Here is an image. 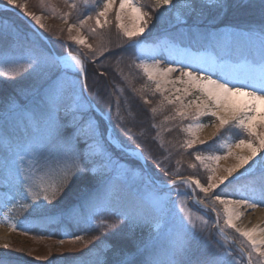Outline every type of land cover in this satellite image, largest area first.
Listing matches in <instances>:
<instances>
[{"label": "snow or ice", "instance_id": "6c2138e0", "mask_svg": "<svg viewBox=\"0 0 264 264\" xmlns=\"http://www.w3.org/2000/svg\"><path fill=\"white\" fill-rule=\"evenodd\" d=\"M115 2L116 0H103L102 9L95 13V23L98 27L102 28L109 23L107 16ZM195 2L196 0H186L184 7L189 15L197 11ZM170 3L171 0H156V4L160 7ZM200 4L201 11L206 8L220 11L225 7L224 0H200ZM7 6L17 9L26 21H34L40 28H44L41 16L28 12L26 3H20L19 0H6ZM69 7L76 8L77 5L73 2ZM125 10L132 14L135 21L133 27H128L122 22V13ZM70 15L71 13H65L62 18L67 20ZM101 17H104L103 23ZM91 19H93L91 15L79 19V27L83 28L86 22ZM115 19L117 28L122 30L123 36L128 39L127 47L141 53L136 57L141 61L138 67L143 69L149 81L156 84V91L164 92L162 83L176 84L179 82L188 85L183 89H176L177 93L182 92L183 95H177L175 101L165 97L161 103L165 101L169 104L178 103L176 115L180 117L191 116L193 119H198L203 115L215 117L219 123L215 125L216 132L213 133V136L230 125L238 127L243 134H246L247 139L237 140L235 146L236 148L246 147L248 155H237L238 163L227 168L226 175L216 176L215 168L205 161H218L221 157L197 154L195 159L203 164L210 173L206 185L202 184L199 179L193 177L185 179L179 177L178 174H176L177 179L167 183L162 180L157 183L152 177H149V184L153 189L163 191L166 188L168 191L163 196L157 195L155 192L148 196H140L137 205L116 213L121 218L122 228L125 226L130 229L147 227L149 234L136 246L134 252L121 253L118 250L116 255H122L123 258L115 261L114 264H192L186 257L191 250L193 241L199 239L198 232L203 234L208 227V221L201 219L198 226L192 221L191 214L181 215L179 221L171 216L169 205H177L176 201L171 200L170 193L176 189L179 196L177 185L181 184L188 186L189 189L194 187L204 194L205 200H211L213 205L217 203L223 205L224 224L240 233L242 237L247 238V247L251 249L247 251L248 264H252L253 252L258 253V264H264V238L257 239L253 236L255 228L241 229L234 223V220L239 219L241 215L236 206L250 204L251 207H256V203H252L251 198L232 200L217 194V189L221 185L227 187V184L232 182L230 177L234 179L233 173H236L238 169L244 168L245 165L249 168L253 164L264 165V131L258 130L264 129V22L256 28L248 29L247 34L250 37H256L259 43L258 47L254 46L247 49L246 53H241L245 59V70L224 72L221 65L220 70L224 74L223 76L217 75V78L214 79L215 72L213 70L206 72L198 65L193 70L191 62L176 61L171 57L167 58L169 60L167 68L161 69L158 66L150 68L147 65L145 59L142 58L141 40L136 38L142 37L149 29L151 14L138 6V0H119ZM6 28L11 29L12 33L18 36V29L15 25L0 19V37ZM74 28H77V24H68L69 39L78 45H86L92 49L93 63L97 56H104L106 51L110 53V50L93 49V46L87 43V37L72 36ZM90 30L95 32V29ZM219 59L222 61L223 57L221 56ZM20 60L23 62L22 64L16 60L6 59L4 62L11 63L17 68L22 67L25 73H35L39 85L32 100V107L21 105L19 109L26 112L28 119L32 122V127H25V137L15 145L13 155L17 159L12 163L15 167L17 183L25 186L26 189L22 192L21 198H30L31 200L30 204L24 206L26 210L39 216H49L53 214L47 209L53 205V201L59 202L56 198L57 193H62L73 177L90 172L98 164H103L110 170H115L117 165L105 150L104 146L110 145V141L106 139L105 130L101 129V118L95 116L90 106L85 109L80 103L84 97V90L88 87L85 61L79 55L74 56L71 53L58 59L55 54L45 53L36 47H30ZM61 60L63 67H61ZM69 71H71V79H68ZM175 72H179V76L175 79H167L171 73ZM16 74L14 68L13 75ZM7 75V73H0V78ZM81 76L84 77L83 83H81ZM157 76L160 79H157ZM191 91L198 92L200 95L185 104L183 97L190 94ZM145 103H149V101L145 100ZM193 104L195 111L190 112L189 109ZM151 111L156 112V108H152ZM110 113L111 107L105 113L109 120H111ZM199 127H201L199 124L189 125L187 130L195 136L194 128ZM194 143L195 140L190 139L187 141V146L191 148ZM200 143L206 142L200 141ZM224 146L228 149L227 156L234 155L230 144ZM25 157L30 159L27 168L22 167L26 163ZM3 166L7 168V161L3 162ZM191 167H195V165H191ZM39 172L48 176L58 174L59 180H53L52 183L41 186L39 191H33L34 178ZM104 182L113 188L109 198L117 199L119 192L115 190L111 176L104 178ZM260 195L264 198V190ZM261 202H264V199ZM184 203V200L180 201V204ZM195 203L202 205L208 212L215 211L214 207H209L203 201L196 200ZM153 222L157 223L160 229L159 233L152 232ZM215 226L222 234L223 230L219 228L218 221ZM106 227L116 229L115 224H106ZM261 231L264 232V229ZM161 236H163L162 243ZM76 239L81 238L76 237ZM7 247L5 245V248ZM112 247L109 245V250ZM238 251L239 260L232 256L226 248L223 253L213 258H207L200 264H244V246H239ZM0 264H3L2 260H0ZM104 264L107 262L105 261Z\"/></svg>", "mask_w": 264, "mask_h": 264}, {"label": "rangeland", "instance_id": "374dc122", "mask_svg": "<svg viewBox=\"0 0 264 264\" xmlns=\"http://www.w3.org/2000/svg\"><path fill=\"white\" fill-rule=\"evenodd\" d=\"M77 1H79L84 8L89 7L90 4L100 3L98 9H93L89 12L88 15H91L93 19L88 20L83 28L79 27L78 21L73 20L71 15L67 20L62 18L65 13L72 12L74 8H70L69 5L73 2L76 3ZM19 2L26 3L28 12H33L36 15L41 16L44 28H40L34 21H29L31 24L28 25L35 31H39V33L42 34V39L47 44H50V41L48 36L45 35L43 31H48L53 38L63 42L65 49L61 54L54 53L56 56H61L66 52H72L69 50V48H72L84 57L93 59L92 49H89L86 45H78L69 39V33L67 31L68 24H77L79 31H77V28H74L71 35L87 37V43L91 44L95 50H105L108 44H115L122 39L128 41L127 37L123 36L122 30L118 29L116 26L117 21L115 19V14L119 8V0H116L115 4L108 13L107 19L109 23L105 24L102 28L98 27L95 23V13L102 9L103 0H87V2H85V0H19ZM185 3L186 0H171L169 5L160 7L156 4V0H138V6H141L143 11L151 14V21L160 19L162 14H167V17L173 14L175 18H179L180 14L186 11L184 7ZM0 4L2 5L0 6V9H9L6 8V0H3ZM15 10L18 11L17 9ZM100 19L103 23L104 17H101ZM122 22L128 27L134 26L135 21L132 14L128 10H125L122 13ZM150 26L151 24H149V27ZM90 29H95V32ZM148 30L149 29L145 31L143 36H145ZM237 33L243 34L244 32H237L231 29L219 30L200 34L196 37L198 40L192 38L194 36L188 37L190 39H187V37L183 39H176L170 35H160L156 37V39L154 38L152 40H144L143 37H137L136 39L141 40V47L143 50L142 58L145 59V62L150 68L156 66V64L160 65L169 61L167 59L168 55L164 52V57L162 59L153 58L154 53L156 52L155 50L168 49L169 51L171 50L174 52V56L183 58L184 62H191L193 70H195V66L197 65L203 68L206 72L208 70H213L215 72V76L213 75V78L215 79L217 78V75L223 76L224 74L220 70L221 65L223 66L224 72H238L243 71L246 68L245 59L242 55H240L237 60L231 61L227 57H223V55L217 54L216 52V50L221 51L223 47L231 45L236 40L235 36ZM27 51L28 49H18V51H15L16 53L0 55V73H7L8 75L6 77L13 76V69L15 68L17 73L16 75L24 76L22 79H24L26 84H33V91L36 90L39 85L36 74L25 73L22 67L17 68L11 63L4 62L7 59L10 61H20L22 64L23 62L20 58L25 55ZM72 53L76 54L75 52ZM138 55H141V53L136 50V57ZM221 56L223 57L222 61L219 59ZM195 58H197V60H195ZM140 62L141 61L137 59L138 65ZM60 63L61 67H63L62 60ZM163 68L167 67H161V69ZM141 71L145 75L146 79H148L142 68ZM177 76H179V72L171 73L167 79H175ZM71 78V71H69L68 79ZM157 79H160V77L157 76ZM82 81H84V77L81 79V83H83ZM152 83L156 89V84L154 82ZM186 86H188L186 83L179 82L176 84L162 83V87L165 90L163 93L159 92V94L164 98L167 97L168 99L175 101V97L177 95H183L182 92L177 93L176 89H183ZM85 90L92 99L89 93V84ZM199 95L200 94L198 92L191 91L190 94L183 97L184 103L188 104L189 101L195 100ZM93 102L95 103L94 100ZM80 103L85 109H88L90 106L85 95ZM26 104V102L23 104L18 102L13 103L5 113L0 114V260L3 261V264H104L105 261L107 262L111 260L114 255H116L118 250L125 253L134 252L136 246L148 236V228L143 227L130 229L127 226L122 228L120 221L115 220L112 213L116 214L117 212L125 211L120 203L122 199H128L131 201V204L137 205L139 203L140 196H148L153 192L157 195L163 196L168 190L166 188L163 191L153 189L149 184L148 176L144 173V169L138 160L137 161L139 163H136L130 158H122L112 151V147L115 146L110 141L113 139L110 135H108L109 132L107 128L105 130V136L106 139L110 141V145H105L104 147L107 154L111 156L112 160L116 163V169L110 170L103 164H98L90 172L73 177L67 184V187L64 188V191L62 193H57L56 198L59 202L57 203L56 201H53V205L47 209V211L53 215L39 216L34 212L26 210L24 206L30 204L31 200L30 198H21L22 192L26 189L25 186L17 183L15 167L12 163L17 159L13 155L15 145L25 137V127H32V122L28 119L26 112L19 110L21 105ZM95 105L97 106L96 103ZM172 105L175 109L179 107L178 103H172ZM97 107L99 108V106ZM189 111H195L194 104ZM180 118L186 120L182 126L185 134L184 148L191 151L192 161L190 166L195 165V167H193L195 175L189 177L199 179L202 184H207V177L210 173L203 164L195 159L197 154L201 156L221 157L218 161H205V163H208L211 167L215 168L216 176L226 175L225 170L238 163L237 155H248V149L246 147L236 148L235 146L237 140L247 139L246 134H243L242 130L238 127L230 125L213 136V133L216 132L215 125L219 123L215 117L203 115L198 119H193L191 116ZM196 124L201 125V127L194 128L195 136H193L192 132H189L187 129L189 125L194 126ZM18 130L23 133L24 136L19 137L15 143H11L8 135ZM258 130L264 131V129ZM190 139L195 140V143L191 148L187 146V141ZM200 141H205L206 143L201 144ZM225 144L231 145L234 155H226L228 149L224 146ZM129 148L136 150L137 155H143L140 149L130 146ZM93 151H95V149H93ZM25 160L26 163L22 167L27 168L30 163V159L25 157ZM4 161H7V168L3 166ZM258 170L259 172L256 174L259 175L258 177L260 178V181L257 184H245L240 186L235 190V197L227 198L232 200L251 198L252 203H256V207H251L250 204L236 206L237 211H239L241 215L239 219L234 220V223L241 229L247 230L255 228L256 231L253 233V236L260 239L264 238V232L261 231L264 229V202H261L264 198L260 195L261 191L264 190V165L253 164L251 168L245 165L244 168L238 169L236 173H233V176L234 179H236ZM109 175L114 182L115 190L119 192V197L117 199L109 198V194L113 188L112 186L106 185L104 182V178ZM182 176L188 175H180L179 177ZM175 178L177 177L162 181L167 183ZM155 179L157 182L161 181V179ZM234 179L230 177L231 181ZM53 180L58 181L59 175L56 174L54 176H48L43 172L37 173L34 178L33 191H39L41 186L52 183ZM98 183H105L106 185V192L97 207V211H101V214L98 216L89 214L83 218L79 217L75 219L78 224L87 226L86 229L90 227V231L85 233L80 232L77 235H71L68 231L62 230L58 233L52 230V228L44 229V225H36L40 224L39 218L36 217H41L44 224L46 221H52L53 226H56V224L59 223L67 222V219L71 216V212H67V209H61V206H63L62 204L65 202V198L71 195L73 190L76 191L80 188H85V186ZM177 189L180 192L179 196L177 195L176 189L170 193L171 200L176 201L177 205H169L171 216L179 221L181 215L187 216L191 214L192 221L198 226L201 223V219H206L208 221V227L205 229L203 234L198 232L199 239L197 242H200L201 240L203 243L202 247H208L209 250L212 247V252H216L218 254L223 253L226 248L232 252L227 245L229 242L225 240L217 231L211 212L206 211L204 208L192 202L188 186L182 184L177 185ZM194 191L198 199L215 208L217 220L222 230L227 233H229V230L233 231L238 236V241L244 244V248L246 247V252L250 251L251 249L247 247V238L242 237L240 233H237L234 229L227 227L224 224L225 217L223 205L218 203L213 205L211 200H205L203 193L196 189H194ZM40 195L42 196L43 193L41 192ZM181 200H184L185 203L180 204ZM181 209H183V211H181ZM102 222L104 223L102 224ZM106 224H115L116 229H109L106 227ZM97 231L101 233H97ZM159 231L160 229L157 226V223L153 222L152 232L159 233ZM76 237H80L81 239L77 240ZM213 240L216 241L214 244ZM61 241H63V243H61ZM162 242L163 236H161V243ZM5 245L8 247L5 248ZM109 245L113 246L111 250H109ZM257 257L258 253L253 252L252 264H258ZM188 258L189 255L186 259ZM237 259L239 260L238 257ZM192 264L196 263L192 262ZM244 264H246L245 260Z\"/></svg>", "mask_w": 264, "mask_h": 264}, {"label": "trees", "instance_id": "16d2710c", "mask_svg": "<svg viewBox=\"0 0 264 264\" xmlns=\"http://www.w3.org/2000/svg\"><path fill=\"white\" fill-rule=\"evenodd\" d=\"M99 4H90L89 7L84 8L77 1V7L71 12L72 19L78 21L84 18L91 10L98 9ZM224 4L225 7L220 11L207 8L201 11L200 0H196V13L189 15L186 10L180 14L179 18H175L173 14L168 17L167 14H162L160 19L151 21L149 30L142 37L144 40H152L160 35H170L176 39L185 37L190 39L188 37L192 36L196 39L200 34L225 29L244 32L243 34L237 33L236 40L231 45L223 47L221 51L216 50L217 54L235 61L241 53H246L247 49L258 47V39L250 37L247 33L248 29L256 28L264 22V0H224ZM0 19L7 20L18 29V36L14 35L11 29L4 30L0 37V55L13 54L18 49L29 50L30 47H36L45 53H63L65 49L63 42L53 38L48 31H43L50 41V44H47L38 32L32 29L15 11L0 9ZM127 45L128 41L124 39L115 44H108L105 50H110V53L106 51L104 56L96 57L95 63L74 49L69 48V50L85 61L90 96L104 114L111 107V120L107 115L106 117L118 138L124 145L141 150L153 176L161 180L172 179L177 177L176 174L194 176V169L190 166L191 151L184 148L185 134L182 126L186 120L176 115V109L172 104L166 101L161 103L164 97L155 90L153 83L146 79L141 68L138 67L136 50ZM23 77L13 75L0 78V114L5 113L16 102L21 104L26 102L28 108L32 107L36 90L32 91L33 84H26ZM145 100L149 103H145ZM152 108H156V112L153 113ZM95 116L100 118L96 113ZM101 126L102 130L107 129L102 119ZM23 136L24 134L19 130L8 135L11 143H15L19 137ZM112 151L122 158L128 157L138 162L118 148L112 147ZM257 172L259 170L236 178L228 183L227 187L221 185L217 189V194L235 197V190L240 186L254 185L260 181ZM105 192V183L73 190L61 206L62 210L67 209V212H71L67 222L53 226L52 221H46L44 224L41 217H36L40 221V224L36 225H44V229L52 228L58 233L62 230L68 231L71 235L88 232L90 227L86 229L87 226L78 224L75 219L89 214L100 215L101 211H97V207ZM120 203L125 211L135 206L128 199H122ZM112 215L115 220L120 221L121 218L118 215L114 213ZM97 233L101 232L97 231ZM229 234L238 241L239 238L233 231L229 230ZM214 242L216 241L213 240V244ZM238 242L244 246L242 242ZM202 244L201 240L200 242L194 241L188 254V260L200 264L207 258L219 255L212 252V247L209 250L208 247H202ZM227 245L232 251L231 255L239 258L238 250L229 243ZM122 258V255H114L111 260L107 261V264H114Z\"/></svg>", "mask_w": 264, "mask_h": 264}, {"label": "water", "instance_id": "95a60500", "mask_svg": "<svg viewBox=\"0 0 264 264\" xmlns=\"http://www.w3.org/2000/svg\"><path fill=\"white\" fill-rule=\"evenodd\" d=\"M0 6H2L1 4H0ZM6 8H9L10 10H13V11H15L22 19H24L23 18V16L20 14V12H18V11H16L14 8H12V7H6ZM25 20V19H24ZM26 21V20H25ZM28 24H31L29 21H26ZM38 32V34H40V36H42V34L41 33H39V31H37ZM67 53H71L72 55H76V54H73L72 52H66L65 54H67ZM65 54H63V55H61V56H56L58 59L60 58V57H63ZM81 79H83V76H81L80 77ZM83 82V81H82ZM84 95H85V97H86V99H87V102L89 103V105H90V107H91V109L106 123V125H107V128H108V132H109V134L108 135H110L111 137H112V139L113 140H110L111 141V143L115 146V147H117L119 150H121V151H123L124 153H126L127 155H129V156H131L132 158H134V159H136V160H138L140 163H141V165H142V167H143V169H144V173L148 176V178L149 177H152V179H154L156 182H157V180L155 179V177L153 176V174L151 173V171L149 170V168H148V166H147V164H146V160H145V158H144V156L143 155H137V152H136V150H134V149H132V148H129V147H126L121 141H120V139L118 138V136H117V134H116V132H115V130H114V128H113V126H112V124L109 122V120H108V118L106 117V115L95 105V103L93 102V100L89 97V95H88V93H87V91L86 90H84ZM189 176H182V178H188ZM175 179H177V178H175ZM157 183H159V182H157ZM189 194H190V197H191V200H192V202L194 203V204H196L195 203V201L196 200H200V199H198L197 198V196H196V194H195V191H194V187L193 188H191V189H189ZM201 201V200H200ZM205 203V202H204ZM196 205H198V204H196ZM208 205V204H207ZM198 206H200V207H202V205H198ZM209 206V205H208ZM209 207H211V206H209ZM203 208V207H202ZM211 214H212V216H213V218H214V224L216 225V223H217V216H216V213H215V211L214 212H211ZM216 227V226H215ZM219 228L220 229H222L220 226H219ZM217 229V228H216ZM217 231H218V229H217ZM219 232V231H218ZM220 233V232H219ZM221 234V233H220ZM221 236L225 239V240H227L234 248H236L237 250H239V246H242L237 240H235L229 233H227V232H225L224 230H223V232H222V234H221ZM244 260H245V263L246 264H248V261H247V252H246V250H245V256H244Z\"/></svg>", "mask_w": 264, "mask_h": 264}, {"label": "bare ground", "instance_id": "6f19581e", "mask_svg": "<svg viewBox=\"0 0 264 264\" xmlns=\"http://www.w3.org/2000/svg\"><path fill=\"white\" fill-rule=\"evenodd\" d=\"M155 51L156 52L154 53L153 58L162 59L164 57L163 56V52H164V53H166L168 55V57H171L173 60H176V61L183 60V58H178V57L174 56L175 55L174 52H172L171 50L169 51L168 49L167 50H159L158 49V50H155ZM195 60H197V58H195ZM183 62H184V60H183ZM168 65H169V61H167L166 63H162L160 65L159 64H156V66H158L159 68H161V67H168Z\"/></svg>", "mask_w": 264, "mask_h": 264}]
</instances>
